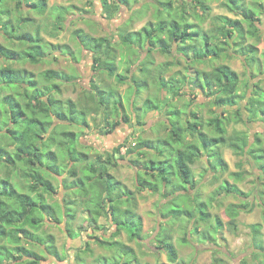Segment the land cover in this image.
<instances>
[{
    "label": "clouds",
    "instance_id": "clouds-1",
    "mask_svg": "<svg viewBox=\"0 0 264 264\" xmlns=\"http://www.w3.org/2000/svg\"><path fill=\"white\" fill-rule=\"evenodd\" d=\"M0 264H264V0H0Z\"/></svg>",
    "mask_w": 264,
    "mask_h": 264
}]
</instances>
